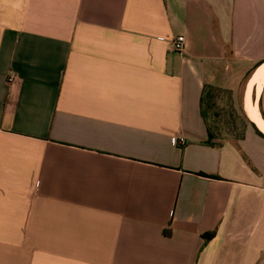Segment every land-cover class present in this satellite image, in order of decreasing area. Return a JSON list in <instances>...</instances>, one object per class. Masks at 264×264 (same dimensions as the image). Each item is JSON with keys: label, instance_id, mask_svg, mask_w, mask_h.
Here are the masks:
<instances>
[{"label": "crops", "instance_id": "obj_1", "mask_svg": "<svg viewBox=\"0 0 264 264\" xmlns=\"http://www.w3.org/2000/svg\"><path fill=\"white\" fill-rule=\"evenodd\" d=\"M262 69L264 0H0V264H264ZM206 85L262 135L208 145Z\"/></svg>", "mask_w": 264, "mask_h": 264}, {"label": "trees", "instance_id": "obj_2", "mask_svg": "<svg viewBox=\"0 0 264 264\" xmlns=\"http://www.w3.org/2000/svg\"><path fill=\"white\" fill-rule=\"evenodd\" d=\"M236 95L232 90L212 85L204 87L200 106L208 134V145L222 147L226 142L244 141L249 127H253L258 135H262L248 119L243 104L236 105Z\"/></svg>", "mask_w": 264, "mask_h": 264}, {"label": "bare ground", "instance_id": "obj_3", "mask_svg": "<svg viewBox=\"0 0 264 264\" xmlns=\"http://www.w3.org/2000/svg\"><path fill=\"white\" fill-rule=\"evenodd\" d=\"M263 80H264V69L257 72L256 75L252 78L245 95V109L249 117L254 122H256L262 130H264V123L260 118L258 105L257 103L254 102L253 94L256 92L259 95Z\"/></svg>", "mask_w": 264, "mask_h": 264}, {"label": "built area", "instance_id": "obj_4", "mask_svg": "<svg viewBox=\"0 0 264 264\" xmlns=\"http://www.w3.org/2000/svg\"><path fill=\"white\" fill-rule=\"evenodd\" d=\"M186 50V39L184 36H179L177 37L172 44V51L175 53H179L182 54L184 53ZM17 80V78L15 76H10L8 79V82L10 83H15ZM179 144L180 145H184L185 144V140L184 138H181L179 140Z\"/></svg>", "mask_w": 264, "mask_h": 264}, {"label": "rangeland", "instance_id": "obj_5", "mask_svg": "<svg viewBox=\"0 0 264 264\" xmlns=\"http://www.w3.org/2000/svg\"><path fill=\"white\" fill-rule=\"evenodd\" d=\"M243 87H241V88H238V91L236 92V96L238 97H236V105L238 106V105H242L243 104Z\"/></svg>", "mask_w": 264, "mask_h": 264}]
</instances>
